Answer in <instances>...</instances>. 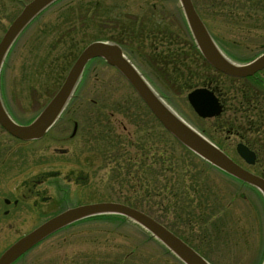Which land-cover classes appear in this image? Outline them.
<instances>
[{
	"label": "rangeland",
	"instance_id": "rangeland-1",
	"mask_svg": "<svg viewBox=\"0 0 264 264\" xmlns=\"http://www.w3.org/2000/svg\"><path fill=\"white\" fill-rule=\"evenodd\" d=\"M196 1L211 37L219 47L228 50V54L248 62L264 52V12L247 14L233 10V0H224L222 11L210 9L206 0ZM103 10L115 13V21L101 15ZM67 11L71 12L69 27H76L78 15L81 17L82 13L83 47L94 41L114 43L113 39L117 36L113 33L112 24L122 19L128 20L129 26L139 19L141 28L146 27L143 21L147 20L150 31L154 22H161L163 27L165 19L170 30L182 34L183 37L177 40L179 47H187L189 31L179 0H60L52 5V21L56 15ZM126 12L129 16H125ZM129 33L137 54L132 56L128 53L130 51L124 50L126 56L161 100L187 124L200 131L198 126L203 123L197 120L186 95H176L173 90L163 87L156 76L155 70L161 71V67H158L159 64L154 67V54L162 57L166 50L151 46L145 40L141 47V39H138L140 31ZM147 35L152 40L159 36L160 40L163 34L161 30H155L153 33L147 31ZM72 37L74 41L77 38L76 34ZM168 37L166 34L167 40ZM56 38L58 35L53 36V41ZM79 45L75 46L78 51L53 49L51 71L46 69L44 75L37 73L45 76L41 79L48 86L46 93L49 97L52 98L59 89L67 67L80 52ZM167 46L177 48L169 43ZM73 94L62 120L56 122L51 130L53 134L61 126L70 135L73 121L78 124L77 136L71 143H52L51 146L53 155L55 148L68 151L61 163L54 156L51 163L53 171L62 167V174H67L65 208L62 211L78 205L128 202L164 226L178 231L209 264L262 263L264 196L258 189L227 176L199 157L194 159L157 122L122 74L103 59L95 58L87 62ZM99 133L98 140L108 136L112 144L105 146L104 142H100L99 147L96 139ZM204 134L217 148L226 150L214 138ZM165 141H168L167 144ZM170 148L179 157L180 167L186 168L184 174L178 169L171 172L167 168L166 173L161 169L163 150L169 151ZM137 153L141 154L140 157ZM157 156L159 165L158 162L154 164ZM233 156L241 162L234 152ZM128 158L132 159V163L126 171ZM139 161L144 164V181H148L142 186H138L134 177ZM116 166L120 169H115ZM165 174L166 177L171 175L172 182L164 191ZM182 174L187 181L188 197L179 190ZM53 179L59 181V174ZM167 196L173 201L168 202ZM62 203L57 195L52 208L59 210ZM92 217L57 231L51 239L38 244L15 264H184L131 220Z\"/></svg>",
	"mask_w": 264,
	"mask_h": 264
},
{
	"label": "flooded vegetation",
	"instance_id": "flooded-vegetation-1",
	"mask_svg": "<svg viewBox=\"0 0 264 264\" xmlns=\"http://www.w3.org/2000/svg\"><path fill=\"white\" fill-rule=\"evenodd\" d=\"M32 1L0 0V44ZM58 1L60 0L47 4L16 29L11 40L6 43V50L0 61L1 107L7 118L17 127H28L33 124L52 99L46 93L48 90L46 82L41 79L45 76L37 75V73L44 75L46 69L51 71L53 49L78 51L75 46L79 44L80 52L84 49L81 44L84 19L82 13H80L81 17L78 15L76 27L68 26L71 23L70 11L56 15L52 21V5ZM105 11H101V15H106L112 20L114 18V22L115 13ZM127 13L125 16H129ZM122 20L112 24L113 33L118 35L119 30V33L124 34L120 36V41L123 37L126 39L132 30H137L138 33L140 31V35L145 33L147 35L150 24L147 20L143 19L145 28L140 27L139 19L133 21L131 26L128 20ZM160 23L154 22V30L150 33L157 30L158 26L161 27ZM187 30L189 31L188 27ZM74 34L77 37L75 41L72 37ZM57 35L60 39L56 38L53 41V36ZM188 39L190 43L186 44L187 47L181 48V52L185 53L181 58L182 61L175 64L172 53L167 60L157 62L162 71L159 75L156 74L157 78L161 80L163 87L173 90L176 95L185 94L186 98L189 93L197 89L212 92L220 105V114L211 118H201L187 98L197 120L203 123L198 124L200 131L190 127L206 140L208 139L204 133L214 138L220 147L226 149L221 151L231 160L247 171L264 178V164H262L264 159L261 160V155L264 158V69L247 77L225 74L211 66L204 58L190 31L187 41ZM172 40L167 42L170 44ZM124 43L123 51H130L128 53L132 56L137 54L131 40H126ZM217 47L221 54L235 64L242 65L250 62L239 61L235 56L228 54L229 51L224 47L218 45ZM137 52L140 54L139 51ZM79 53L76 54V58ZM71 62L72 65L74 60ZM71 65L67 67V72ZM63 112L64 110L39 138L25 139L14 136L0 124V256L17 240L22 239L65 208L67 174H62V167L53 171L51 163L53 156L61 163L62 157L66 156L68 151L55 148L53 155L51 146L52 143L61 145L71 143L77 136L78 124L73 121L70 135L61 126L52 134L51 130L56 122L62 120ZM238 144L244 145L254 153V164L248 165L240 157L236 151ZM233 152L241 162L235 160ZM58 174L59 181L53 179ZM57 195L60 197V202H63L59 210L52 208V202ZM51 237L50 234L43 238L39 244ZM30 250L12 264L22 259Z\"/></svg>",
	"mask_w": 264,
	"mask_h": 264
},
{
	"label": "water",
	"instance_id": "water-1",
	"mask_svg": "<svg viewBox=\"0 0 264 264\" xmlns=\"http://www.w3.org/2000/svg\"><path fill=\"white\" fill-rule=\"evenodd\" d=\"M54 1L56 0H33L26 6L21 16L6 34L4 41L0 44V61L6 50V43L11 40L16 29L27 18ZM179 2L192 37L202 55L211 66L235 77L251 76L255 72L264 69V53L249 63L242 65L235 64L227 59L218 50L217 45L196 12L192 0H179ZM94 58H101L109 66L116 68L163 127L183 146L224 173L255 187L264 196V179L237 165L211 142L173 115L163 105L160 98L154 94L135 66L124 56L122 49L115 43L96 41L87 45L72 64L59 90L33 124L28 127H17L7 118L1 107V103L0 124L11 134L20 138L31 139L42 136L66 106L85 65ZM187 98L189 104L201 118L215 117L221 112L217 99L208 90L197 89L189 93ZM236 151L247 164H254V153L244 145L238 144ZM109 214L123 216L138 224L184 264H209L164 225L135 208L116 202L86 204L66 209L11 245L0 256V264H12L22 254L43 240V238L69 224L88 217ZM261 264H264V258Z\"/></svg>",
	"mask_w": 264,
	"mask_h": 264
},
{
	"label": "trees",
	"instance_id": "trees-1",
	"mask_svg": "<svg viewBox=\"0 0 264 264\" xmlns=\"http://www.w3.org/2000/svg\"><path fill=\"white\" fill-rule=\"evenodd\" d=\"M193 1V0H192ZM208 3H207V6L210 8V9H215V10H221L224 9L225 5L223 3L224 0H206ZM193 4L197 10V12L199 13L200 17H202L201 15V11L198 7V3L196 0L193 1ZM232 8L233 10H237V11H242V12H245L247 14L249 13H257V12H264V0H233V4H232ZM149 27V25H148ZM160 26L157 27V30H161L162 32V37L161 39L159 40V36H155V38L152 40L151 39V36L150 35H141L138 39H141L139 40L140 41V46L142 47V42L143 40L145 41H148L150 43V45H154L155 47L157 46H160L163 48V50H166L163 52L164 56L162 57H158L156 55V53L154 54L155 55V65L157 64V62H161V61H164V60H167L168 59V56L171 55L172 53L174 54V57L175 58V64L178 62V61H182L181 58H183V55L185 54L184 52H181V47H179V43L176 41L180 38H182V34L180 32H176V31H173V30H170L169 28V25L168 23L166 22V20L164 19L163 21V27L162 29L159 28ZM208 27V26H207ZM153 30H154V27H153ZM148 32H151L150 29L148 28ZM166 34L169 35L168 37V40L166 39ZM184 34V33H183ZM124 35L123 33H119V30H118V35H116L117 37H115V39H113L114 42H116L117 44H119L121 47H123L125 45L124 41H128V40H131V37L130 35L126 36V39L125 37H123L122 41H120V36ZM125 39V40H124ZM170 39H173L172 42L170 43V46H176L177 48H173V49H169V46H167L168 42ZM124 40V41H123ZM123 42V43H122ZM190 43V40L188 39V44ZM151 51V50H150ZM177 58V59H176ZM158 67H161V66H158ZM169 68L171 69V66H169ZM156 71V74L158 73L159 75V72H162L160 70H155ZM100 138V133L99 135H97L96 139H97V143H98V146L100 147L99 143L100 142H104L105 146H109V144H112V142H110L109 140V137L108 136H104L101 140H98ZM114 141V140H113ZM168 141H165V143L167 144ZM183 147V146H182ZM194 159L197 158L198 156H196L194 153H192L191 151H189L188 149H186L185 147H183ZM140 153H137V157H140ZM163 159L161 161V169L163 170V172L166 173V169L167 168H170L171 172L174 170V169H178L177 171L178 172H182L183 171L185 172L186 171V168L185 167H180V160H179V157L176 156L173 152V150L170 148L169 151H167L166 149L163 150ZM158 157V156H157ZM200 159V158H199ZM201 161H203L202 159H200ZM126 164H125V170L127 171V166H130L131 163H132V159L128 158L126 160ZM136 162V161H135ZM156 162H158V165H159V157L155 160L154 164H156ZM140 165H139V168L136 170L135 174H134V177L137 178L136 182H138V186H142L143 183H145V185L147 184L148 181H144V172H145V169H144V164L142 161H139ZM208 164V163H207ZM211 166V165H210ZM115 169H120L119 166H116ZM180 172V173H181ZM190 172V171H189ZM150 174V172H149ZM172 174V173H171ZM184 174V173H183ZM183 174H182V178H181V181L178 183V185L181 186V188L179 190H182V194H184L185 196H187L186 194V190H187V186H186V180L185 178L183 177ZM130 180V179H129ZM132 181V180H131ZM164 185H163V190H167V184L169 186H171V182H172V179H171V175H169L168 177H166V174H165V179H164ZM171 191V190H170ZM168 190V192H170ZM173 196H176L173 195ZM188 197V196H187ZM167 198H169V201L168 202H171L173 201L171 199V197L167 196ZM126 205H129V206H132V207H135V205L131 204V203H128V202H125ZM94 217H98V218H119V219H125L124 217L122 216H118V215H99V216H93L92 218ZM75 224V223H74ZM73 225V224H72ZM71 226V225H70ZM166 226V225H165ZM168 229H170L174 234H176L178 237H180L182 240H184L188 245H191L187 240H185V238L179 234L178 231H174L173 229L169 228V226H166Z\"/></svg>",
	"mask_w": 264,
	"mask_h": 264
},
{
	"label": "bare ground",
	"instance_id": "bare-ground-1",
	"mask_svg": "<svg viewBox=\"0 0 264 264\" xmlns=\"http://www.w3.org/2000/svg\"><path fill=\"white\" fill-rule=\"evenodd\" d=\"M148 84V83H147ZM149 85V84H148ZM150 87V86H149ZM151 88V87H150ZM151 90L153 91V89L151 88ZM154 92V91H153ZM154 94L158 97V95L154 92ZM159 98V97H158ZM160 101L163 103V105L173 114L175 115L177 118H179L181 121H184L183 119H181L166 103H164L161 99ZM185 122V121H184ZM186 123V122H185Z\"/></svg>",
	"mask_w": 264,
	"mask_h": 264
}]
</instances>
